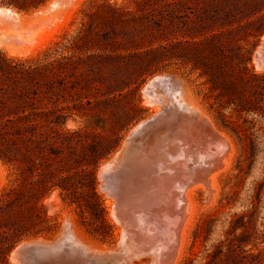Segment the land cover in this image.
<instances>
[{
  "label": "rangeland",
  "instance_id": "obj_1",
  "mask_svg": "<svg viewBox=\"0 0 264 264\" xmlns=\"http://www.w3.org/2000/svg\"><path fill=\"white\" fill-rule=\"evenodd\" d=\"M87 1L73 6L66 0L63 6L54 8L52 15H46L53 21L47 26V37L53 39L36 53L12 56L0 49V70L5 69L8 62L42 59L45 50L53 49L56 41L78 29L83 17L81 9ZM110 1L132 12L131 21L115 37L117 53L123 57L120 74L128 81L131 79L123 91L119 86L107 85L109 79L116 76V62L100 65L94 59V68L83 67L81 75L77 73V78L86 81L71 84L74 75L66 76L62 86L57 79H47L49 86L45 82L37 83L33 91L27 89L30 98L13 114L11 88L14 84L0 72V154L17 159L16 164L0 159V190L16 178L18 163L51 161L77 168L91 166L100 157H106L100 159L97 167V189L114 227V238L105 242L90 234L82 225L76 207L64 202L56 190L44 204L48 215L59 222L58 229L53 234L28 240L52 242L68 226L70 233L89 247L91 255L117 250L124 227L113 216L115 198L102 189L100 170L122 149L134 127L163 110L160 104H147L143 92L150 80L163 76L162 82L183 89L186 100L200 107L233 146L215 181H210L213 183L212 186L209 183L210 189L196 190L191 202L185 204L192 223L187 230L184 253L177 264H264V120L258 115L243 114L249 121L253 119L255 128L251 129L242 120L235 123V113L230 119L228 110L218 114L206 97L210 94V84L205 85L206 78L198 77L199 71L194 70L197 64L212 71L214 82L216 77L221 78L219 71L238 72L235 63L249 52V66L254 72L264 73L254 62L264 36V0H144L141 11L137 10L136 0ZM1 6L10 7L0 2ZM10 8L23 16L36 11ZM162 88L160 85L157 91ZM251 89L246 88L248 92ZM112 90L117 91L106 93ZM74 104L80 112L69 114L63 110L65 113L59 117L58 124L46 122V117H51L54 111L60 114L62 108ZM225 120L230 121L229 125ZM50 151H54L57 158H49ZM150 208L153 212L145 211L142 216L154 225L161 221L166 230L170 224L168 219L156 212L161 206ZM9 260L11 264H22L19 256L12 258L11 254ZM150 262L149 258H144L133 264Z\"/></svg>",
  "mask_w": 264,
  "mask_h": 264
},
{
  "label": "bare ground",
  "instance_id": "obj_2",
  "mask_svg": "<svg viewBox=\"0 0 264 264\" xmlns=\"http://www.w3.org/2000/svg\"><path fill=\"white\" fill-rule=\"evenodd\" d=\"M65 1L51 0L25 16L0 7V49L8 55L24 57L45 47L53 39L47 37V26L53 21L46 15H52L54 8L63 6ZM81 1L67 0V3L76 6ZM254 62L258 69L264 70V36ZM162 81L163 76L154 77L143 92L147 104H160L163 110L155 114L146 130L134 134L132 146L128 138L122 149L100 170L102 182L103 174L108 170H114L119 179L114 193L113 216L124 229L117 250L91 255L89 247L70 233L67 226L56 241L40 239L26 243L21 246L22 251L11 253L12 258L19 256L22 264H133L144 258H149L150 264L178 263L192 223L185 204L196 190L209 188L210 181L228 161L233 146L200 107L186 100L183 89ZM158 85L163 87L160 92ZM136 129L137 126L130 134ZM123 151L124 161L121 160ZM214 170L216 172L209 176ZM102 189L108 195L113 194L104 187V182ZM152 205L161 206L156 212L168 219L170 224L166 230L161 221L154 225L142 216L141 213ZM123 216H126L125 221L121 220H124Z\"/></svg>",
  "mask_w": 264,
  "mask_h": 264
},
{
  "label": "trees",
  "instance_id": "obj_3",
  "mask_svg": "<svg viewBox=\"0 0 264 264\" xmlns=\"http://www.w3.org/2000/svg\"><path fill=\"white\" fill-rule=\"evenodd\" d=\"M50 1L0 0L2 4L24 12L37 10ZM143 3L144 0L135 1L138 11H141ZM85 4L81 9L83 17L78 29L72 35L56 41L53 49L45 50L42 59L8 62L6 68L0 70L14 84L11 88L14 99L13 114H17L15 111L23 106L25 99L30 98L27 89L33 91V87H38L37 83L45 82L49 86L47 79H57V83L62 86L66 76L74 75L71 84L86 81L77 78V73L81 75L83 67L94 68V59L100 65H113L116 62V76H112L107 85L119 86L120 91L128 86L131 79L128 81V78L120 74L123 57L117 53L115 37L131 21L132 12L128 7L116 6L110 0H88ZM250 61L248 52L247 56H242L235 63L238 72L219 71L218 74L224 80L218 76L214 82L212 71L197 64L194 70L199 71L198 77L206 78L205 85L210 84V94L206 95L211 100L210 106L218 114L228 110V119L235 113V123L242 120L243 124L248 123V128L252 129L255 128L253 119L249 121L243 114L258 115L264 120V73L254 72L249 66ZM102 79L100 76L99 80L103 83ZM246 88L252 89L248 92ZM115 91L117 90L106 93L114 94L112 92ZM61 110L60 114L54 111L51 117H46V122L58 124L59 117L65 113L63 110L69 114L80 112L77 104ZM225 121L229 125L230 121ZM10 122L13 123V120L10 119ZM48 157L57 158L54 151H50ZM41 158L45 159L44 155ZM101 158L106 157H100L91 166L81 165L77 168L56 165L51 161L29 160L17 164L16 178L0 190V264H11L10 255L22 241L50 235L58 229L59 222L48 215L44 204V200L56 190L64 202L76 207L82 225L90 234L105 242L114 238V227L107 217L104 199L97 189V167ZM0 159L11 164L17 163V159L12 160L1 154Z\"/></svg>",
  "mask_w": 264,
  "mask_h": 264
},
{
  "label": "water",
  "instance_id": "obj_4",
  "mask_svg": "<svg viewBox=\"0 0 264 264\" xmlns=\"http://www.w3.org/2000/svg\"><path fill=\"white\" fill-rule=\"evenodd\" d=\"M2 7V6H1ZM4 7V6H3ZM5 8H10V7H5ZM10 9H12V8H10ZM14 10V9H13ZM38 10V9H37ZM261 45V44H260ZM256 54V53H255ZM255 56V55H254ZM154 116H155V114L151 117V118H149V119H147V120H145V122H146V124H138L137 125V129L133 132V133H129V135H128V138L130 139V141H129V143L131 144V146H132V141H131V138L134 136V134H138V133H141L142 131H144V130H146L147 128H148V126L149 125H151L152 124V121H153V119H154ZM127 138V139H128ZM129 148V147H128ZM124 151L122 152V155H121V160L122 161H124L125 160V157H124ZM103 182H104V187H108L112 192L111 193H113V194H111L112 196H114V198L116 197V195H114V193L117 191V181H118V179H117V177H116V173H115V171L114 170H108V171H106L104 174H103ZM147 211L149 212V213H152L153 211H152V209L150 208V209H148L147 208ZM123 218H124V220L121 218V220L122 221H125V219H126V216L124 217L123 216ZM157 219V218H156ZM64 232H65V230H63L61 233H60V235L55 239V241L57 240V239H59L63 234H64ZM35 241H39V239H33V240H25V241H22L21 243H19L17 246H16V248L14 249V250H19L20 249V251H22V245H24V244H26V243H34ZM19 251V252H20ZM21 253V252H20ZM19 254V253H18ZM88 264H90V263H88Z\"/></svg>",
  "mask_w": 264,
  "mask_h": 264
}]
</instances>
